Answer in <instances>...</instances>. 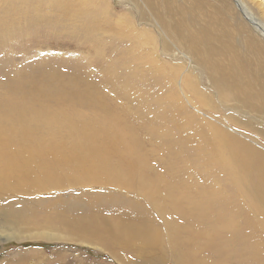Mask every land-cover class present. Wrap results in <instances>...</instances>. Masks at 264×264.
<instances>
[{
    "label": "bare ground",
    "instance_id": "bare-ground-1",
    "mask_svg": "<svg viewBox=\"0 0 264 264\" xmlns=\"http://www.w3.org/2000/svg\"><path fill=\"white\" fill-rule=\"evenodd\" d=\"M9 1L39 5L56 2L60 20L64 22L60 25L61 33L75 27L80 33V45H90L93 53L96 52L94 45L101 40L92 36L119 31L123 36L119 38V46H125V55H118L117 68L108 71L112 75L110 81L107 79L108 84L114 85L112 93L129 101V107L135 113H165V117L158 114L138 116L134 119L138 123V129H135L132 126L135 121L131 116L128 120V115L123 114L129 113L127 108L114 100L111 104L107 99L110 95H104L97 87V83L103 84L105 77L98 82L93 81V77L90 79V60L72 62L74 65L69 64L68 70L60 65L62 59L55 60V69L43 68L41 77L31 82L15 75L22 66L46 61H40L37 56L10 57L9 61H4L7 67L4 71L1 69L3 76L0 78V178L8 172L13 175L17 166L13 161H24L28 153L14 151L19 146L38 144V161L36 153L31 152L29 154L36 159L30 165L16 163L20 173L30 171L29 166H32L38 173L37 182L41 184L48 174L43 167L48 164L43 162L45 156L40 145L70 142L79 147L81 142L98 141V151L90 148L71 159H81L80 164L87 163L96 173L99 170L98 178L106 186L128 193L141 202L158 224L154 231L153 227L146 230L145 226L136 230L123 229L118 222L110 225V230L114 229L117 236L123 239H143L144 236L156 249L169 251L173 264H206L195 259V247L198 241L206 240L212 234V248H208V253L216 256L219 264L232 258L236 259L235 264H264V246L258 248L256 245L257 241L264 243V146L244 131L232 129L218 120L212 119L209 130L202 128L205 122L189 115L177 97V91L183 92L175 78L167 79V74L157 68L149 56L142 54L145 44H153L148 40L171 37L188 53L177 55L183 59L189 55L196 67L208 74L213 101L224 106L226 112L253 115L259 119L257 128L252 122L247 124L241 120L233 121V125L264 139V59L262 57L253 66L244 52L236 50L232 42L234 32L227 31L229 26L224 27L223 17L227 14L222 7L207 3L204 7L203 0H128L139 5L140 17H149L160 31L158 39L148 35L145 41L142 36L132 35L133 27L126 21L104 16L109 10L103 8L96 12L97 0H0V22L21 20L23 12L25 16L29 14L22 7L3 9ZM231 1L245 22L264 38V23L242 0ZM19 22L17 34L23 25L25 27L26 20L23 18ZM218 26L219 34L215 35L213 30ZM3 33L0 30V37ZM3 36L0 47L11 42ZM6 56L3 51L0 62ZM105 67L110 68L108 64ZM99 70L102 77L103 71ZM13 71H17L14 76L11 75ZM174 83H177V90ZM183 83L187 85L186 80ZM164 85L172 90L165 93ZM147 86L153 89L151 95L146 92ZM185 88L194 95L192 106L195 108L188 107L196 113L202 104V95ZM112 93L111 98L114 97ZM170 104L185 113L175 111ZM140 132L144 138L139 136ZM103 139L110 142L102 147ZM147 145H153L151 155L157 157L156 163H152L150 154L145 151ZM87 159H93V162ZM61 163L54 165L61 166ZM188 166L193 167L191 172H187ZM196 175H202V178L194 186L193 195L192 187L189 188L186 182ZM147 264L161 263L155 259Z\"/></svg>",
    "mask_w": 264,
    "mask_h": 264
},
{
    "label": "rangeland",
    "instance_id": "rangeland-1",
    "mask_svg": "<svg viewBox=\"0 0 264 264\" xmlns=\"http://www.w3.org/2000/svg\"><path fill=\"white\" fill-rule=\"evenodd\" d=\"M97 1L99 6L96 8V12L100 11L98 9L103 8H105V11L109 10L105 12L104 16L115 19L118 17L126 21L130 27H133L134 32H131L132 35L142 36L144 40L145 37L149 36H153L154 39L160 37V31L150 21V18L147 16L140 17L139 5H133L128 0ZM242 1L264 23V0ZM101 2L104 4L101 5ZM203 3L204 7L206 3L208 5L212 4V7L213 5L219 8L222 7L223 12L227 14L223 17L226 22L224 27L227 28L229 26L227 31L234 32L235 35L232 41L233 46L236 47L237 51L244 52L253 66L262 57L264 59V38L245 22L231 0H203ZM28 4L9 1L6 6H3L5 10L7 8H26V12L28 11L29 14L25 16L23 12L21 20L15 19L0 22V30L5 33L2 36H6L11 41L5 47H0V54L3 51L7 54L4 60L0 62V78L3 76L1 69L4 71L7 67L4 65L5 59L9 61L10 57L13 56L16 59H20L19 56H24V58L37 56L40 61L42 59L46 61L42 62V64H39V62L32 63L30 66H22L23 68L20 69L21 71H19L18 75H15L17 71L11 72V75L19 76L20 79L30 80L31 82L41 77L43 68L50 66L51 70L55 69L57 64L54 63L55 60L62 59L63 61H61L60 65L67 70L69 64L70 66L71 64L74 65L72 62L76 64L81 59L90 60V79L93 77V81L98 82L99 79L101 80L105 77L103 84L97 83V87L101 88L100 91L102 90L103 92H101L104 95H110L107 99L111 104H114L113 102L115 101L124 109L127 108L126 110L129 113L123 114L128 115V120L129 116L134 120L142 115L146 117L148 115H159V113H135L129 107V101L118 96L117 93H112L114 85L108 84V81L112 78L109 72L117 68V56L125 55L123 51L125 46H119L121 41L119 38H123L119 31H117L118 33L107 31V35L104 34L105 36H92V38L101 40L98 45H94L96 52L93 53L92 48L89 47L90 45H80L78 39L80 33L75 27L66 30V33H61L62 28L60 25L64 22L60 20L56 2L52 1L41 5ZM96 5L97 3L94 6ZM23 18L26 20L25 27L23 25L21 31L18 32L19 34H17L15 33L18 30L16 27H20L19 21H23ZM6 31L11 34H6ZM213 31V34L218 35L219 26ZM170 36L173 37L171 34ZM103 39L107 40L103 41ZM148 41L153 44H145L146 48L142 54L149 56L154 61V65L167 74V79L169 77L175 78L183 92L182 94L180 91H175L177 97L186 107V110L189 111V115H193L195 118L205 122L204 124L202 123V128L209 130L212 127V119L218 120L232 129L244 131L246 135L251 136L264 146V139L259 135L233 125V121L241 120V122L247 124L252 122V126L256 127L259 119L253 115L244 116L242 113L226 112V109L223 108L224 106L218 105L216 101H213L208 74L204 70H199L196 67V63L191 61L189 55L184 56V59L182 56L177 55L180 52L187 53L186 50H183L179 44H176L167 35L166 38L162 37L153 42L151 40ZM0 45L2 44L0 43ZM106 64L110 66L109 69H105ZM98 68L103 71L102 77L99 75L100 70ZM185 80L187 85L183 83ZM177 83H174L176 90ZM186 86L202 95V104L199 105V111L196 113L194 110L191 112L188 107L190 105V107L195 108L192 106L194 95L185 88ZM133 87L130 89L131 91ZM169 88L164 85L165 93L172 90ZM145 89L146 92H151L148 95L152 94L153 89L150 86L145 87ZM111 93L116 98H111ZM181 94L182 96H180ZM183 96H185L186 100ZM230 105L229 103L228 106ZM170 106L175 111L185 113L173 104H170ZM148 112H151L150 109H148ZM159 116L165 117V113H160ZM137 124L135 121L132 126L138 129ZM139 136L142 138L144 134L140 132ZM97 142H92L91 144L81 142L78 145L79 147L73 146L70 142L40 145L42 146L40 150L45 156L43 162L48 164V166L43 167V170L48 171V174L44 176L41 184L37 182L38 173H35L36 171L32 166H29L30 171L20 173L21 169L18 168L19 165L16 163L19 161H13V164L17 165L13 175H8V172L5 175L6 178H0V182L3 183H0V264H147L155 259L161 264H173L169 251L156 249V247H153L154 245H150L146 241L144 236L143 239H140L141 237L123 239L117 236L118 233L114 232V229L110 230V225H116L118 222L119 224L117 225L123 229L132 228L135 230L141 226H145L146 230L148 227H153L154 229V227H158V224L155 222L152 212L145 210L141 202L134 200L128 193H120L106 186L102 179L98 178L100 175L99 170L96 173L87 163L83 162L80 164L81 159L77 161L71 159L81 156L85 150H90V148L94 149L95 152L98 151L99 144ZM109 142L103 139L102 147ZM36 145L38 144L19 146L14 149V151L28 153L24 161L19 163H28L30 165L36 159V156L29 154L31 152L36 153L38 161L40 153H37ZM144 149L150 154L149 157L153 161L152 163H156L155 158L157 157L151 155L154 149L153 145H147ZM87 161L92 163L93 159H87ZM59 162H62L61 166L54 165V163ZM67 163L69 164L67 165ZM188 168L187 172L193 170L191 169L193 167L188 166ZM16 176L17 178H15ZM201 178L202 175H196L195 177H190L188 182H186L189 188L192 187L190 191L193 192V195L195 193L192 190L201 181ZM2 179L4 181H1ZM155 229L154 231H156ZM211 238L212 234L206 237V240L196 243L195 259L199 263L219 264L217 257L208 253V248H212L210 245ZM256 245L258 248H262L264 243L257 241ZM223 248L225 249L227 246L223 245ZM235 262L237 261L233 258L224 261L225 264H235Z\"/></svg>",
    "mask_w": 264,
    "mask_h": 264
}]
</instances>
